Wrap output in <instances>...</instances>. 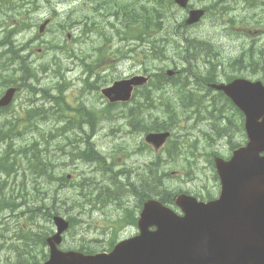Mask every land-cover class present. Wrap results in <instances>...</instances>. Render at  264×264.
<instances>
[{
    "label": "rangeland",
    "instance_id": "1",
    "mask_svg": "<svg viewBox=\"0 0 264 264\" xmlns=\"http://www.w3.org/2000/svg\"><path fill=\"white\" fill-rule=\"evenodd\" d=\"M190 1L196 6L204 5V0ZM80 4H83L84 8L86 7L83 2ZM64 5H73V2L63 3L56 9L65 8L66 6ZM56 11L59 14V20L63 21L66 18V14L58 10ZM82 12H85V10ZM175 12L177 13H174V20L179 21V23L183 22L185 16L184 11L176 9ZM48 13L49 11L37 14L35 18L41 20L44 17H48ZM234 13L237 15L239 14L237 12ZM234 13L229 16H233ZM83 14L89 15L90 23L96 24L97 30H94L92 34L96 32L102 33L106 30L111 35L110 44L105 43L104 46L101 44L105 51L102 58L104 61L102 65L92 61V59L96 58L95 51L98 47L90 49L80 41L76 42L77 39L82 36L79 34L80 27L70 29L65 33V36L61 35L58 37L57 33L48 32L44 37L40 38L41 45H44V43L48 45L46 47L36 46L33 48V51H36L38 48H44L45 55L41 58L40 56L33 55L32 49H28L23 55L26 56L29 52L31 53L33 66H37L39 63H45L52 57L57 58L60 67L59 73H49L44 79L39 78L40 86H37V88L49 89L52 95H54L57 93L56 89L59 86H63L65 100L72 107L67 109V115L77 118L79 122H81V119L87 120L86 116L81 117L78 114L79 112H76L80 107H84V112L90 114L94 119L93 124L95 126V132L91 140L95 149L106 160L105 164H107V168L96 166L94 163L88 164L80 161L75 163H68L67 161L62 162L63 166L61 167L64 171L58 172L62 176L69 174L71 176L67 184L63 185V189L60 191L61 199L58 200V213L56 216L60 218L61 216L71 218L74 224V228L64 235V241L60 249L77 250L84 242L90 245L95 250V253H98L107 251L113 240L116 243L132 237L138 232L136 225L130 224L131 220H129L128 216L129 213L135 216L138 215V198L129 194H122L117 197L115 193H119L121 190L114 187L119 186L122 188L124 186L125 172H129L130 182H133L137 174L143 173L145 165L155 157L154 154H158V152H154L152 149L151 151L144 149L142 154L135 153L137 146H140V143L144 141V133L131 134L132 131H130L128 124L125 122L126 120L122 118L123 112H128L133 104L130 107L107 108L105 111L108 115L107 117L106 114L102 112L107 105V101L102 97L100 90L110 86L116 80L126 79L134 75H142L145 70L148 71V73H156L164 68L165 64L167 65L170 62L168 61V63H166L167 61H165L164 64L159 61L146 60L145 55L150 57V53L147 52L148 47L145 45L139 46L135 44V42L129 41V39L126 41L122 40L121 25L112 17V19H108V21H113L114 29H111V27L107 25L106 19L103 20L102 18L95 17V15L89 12L73 15L72 19L81 20L84 17ZM215 21V19L209 18L207 15L199 25L187 28L185 33L187 36H197L201 39H207V41L211 43L210 47L218 48L217 51L220 53V62L223 63L220 71H228L229 73H222V78L217 79V82H225L228 78H231V80L237 78L239 72L235 73L234 71L237 66L238 69H240V66L253 63L254 69L257 71V66L264 64V51L262 58H250L247 57L249 56L248 54H246L245 57L241 56L243 52H248L250 50L252 43H254V52L259 48H264V33L252 30L253 34H249L250 37H247L238 30L233 34H229L225 32L223 26L221 28L216 25ZM59 24L61 23L59 22L58 25ZM244 27L245 25L237 28ZM172 28L173 27L170 26L168 31L173 32ZM116 33H119V35ZM92 37L94 36L92 35ZM16 40H21V36L16 38ZM52 42L61 45V50H54L52 46H50ZM113 53H115V57ZM170 56H172V53L169 49L168 57ZM238 57L242 59V65L233 64L234 59ZM83 61L87 64L91 63L93 67L89 81H86L88 72L83 66ZM201 63L202 62H197L198 66L203 69ZM171 68L170 66V68L167 69ZM239 77H246L252 81L259 79L245 73ZM257 77L259 76L257 75ZM104 78L106 80H104ZM172 82L173 81H168V84H172ZM215 93L214 91L200 93L201 96L206 98V102L202 105L203 109L197 114H192L190 120L182 121L181 128L176 131L179 136L184 135L185 141L188 142L190 146V152L194 154L188 153L187 155L191 162L189 172L186 169L180 168L170 171V180H166V185L169 190L174 193H183L187 191L194 196L195 194L201 196L208 194L212 196V198H217L220 191V184L218 179L214 178L216 172L209 161L211 158L210 154L218 153L222 158L226 159L231 155L232 151L230 149L235 148L234 144L239 146L244 145L246 142V138L241 131L240 119L235 121V136H229L228 134L226 137L219 139V137L214 134L212 120L210 118L208 119L206 116L205 108H207V111H213L212 107H210L211 102L213 104L212 98H214L213 96L220 97ZM25 96V92L19 93L14 102L13 109L19 112L21 118L26 120L27 116L23 113L26 106L22 105ZM35 97L40 98L38 94ZM209 100H211V102ZM174 104L180 105L176 101H174ZM62 105L65 106V104ZM157 113L159 114L158 110ZM113 116L114 119L112 118ZM15 117L13 119H16ZM10 118L9 116L8 119ZM218 119L219 113L217 114V120ZM61 125L62 124L51 122H47L43 125L44 135L48 138L49 135L53 136V138L48 141L50 143L48 147L49 151H52L56 143L60 142L63 138L55 132ZM80 125L83 127L85 126V128H83L84 130L89 128V124L85 121L80 123ZM70 134L71 136L76 134V139L79 142L81 135L77 130V126ZM148 134L149 133H145V135ZM31 137L32 135L30 136L27 134L23 139L25 140ZM1 147L2 144L0 143V148ZM163 152L165 153V151ZM182 157L186 160L184 154ZM186 162L189 161L186 160ZM81 178L89 180L84 185H81L79 184ZM28 179L29 181L26 184L27 189L29 192H34V184L31 181L32 177L29 176ZM10 183L11 180H9V184ZM19 183L20 180L18 179L16 185ZM81 188H85L84 192ZM113 193L115 197H117V200H110L113 199L111 197ZM16 221H19V225L26 222L24 218H19ZM35 222L36 224L32 225V229L35 232L45 231L47 234H50L54 230L51 220L45 222H37L35 220ZM10 224L13 225L14 229L15 223L13 220H10ZM16 230L17 228L13 233L12 241H14ZM16 243L21 245L20 241ZM36 249L34 247V251ZM45 251L48 253L46 248ZM3 256L4 254L0 253V264L5 258L12 257L13 255L4 258Z\"/></svg>",
    "mask_w": 264,
    "mask_h": 264
},
{
    "label": "trees",
    "instance_id": "2",
    "mask_svg": "<svg viewBox=\"0 0 264 264\" xmlns=\"http://www.w3.org/2000/svg\"><path fill=\"white\" fill-rule=\"evenodd\" d=\"M171 4L172 0H152L149 5L137 10H132L133 7L123 9V22L130 40L147 42L149 45L147 52L150 53V57L145 55V59L167 61L166 63L169 61V64H164L167 68L171 66L176 73L174 77H167L164 73L166 69L164 65V68L151 74L147 85L136 90L132 97L133 106L129 110L128 116L130 131L138 133L173 132L172 140L168 142L162 157L151 159L145 165L143 173L137 174L133 182H130L129 172L124 174L125 184L121 189L125 193L122 191L121 193H130L136 196L141 203L140 207L142 202L150 197L157 198L166 205L173 204L174 192L169 190L166 180H168L171 170L184 169L187 165L190 168V158L187 155L188 153L194 154L193 152L184 154L181 145L186 142L185 137L184 135L179 137L176 131L182 121L190 120L192 114L199 113L203 109L202 105L206 102V98L196 92L197 90L190 88L188 82H191L189 81L191 77L201 82L206 75L207 82H214L217 79L218 65L213 64V62L218 63L219 61L216 48L214 47L215 50L208 48L205 43L209 41L205 39L187 36L185 28L178 29L177 24L173 26L172 16L170 17L168 11V6ZM205 10L209 18L215 19L216 25L223 26L228 33H233L234 29L237 30V27L244 25L245 27L241 29L247 28L251 32L257 30L264 33V0H210ZM233 13V16H229ZM170 26H173V32L168 31ZM153 32H159V34L155 36ZM182 40H185V44ZM169 49L172 53L170 57H168ZM261 52L259 51L257 54L259 57L262 55ZM246 54L250 58H254L256 55L253 47H250L248 52H243L241 57H245ZM102 57L103 53L98 57V61ZM209 57L211 65L209 64L210 66L202 73V70L195 64L199 59L205 60ZM234 62L242 65L243 61L238 57L234 59ZM234 71L236 73L235 69ZM203 75H205L204 78H201ZM262 79L264 80V75ZM7 81H11V79L5 78L4 83ZM168 81L173 82L168 84ZM7 85L9 84H5L3 87ZM219 95L221 97L213 96V104L209 100L213 111H207L205 108V113L208 119L212 120L214 134L218 135L222 132V137H226L230 130L217 125V114L219 113L220 116L225 112L224 110L232 108V104L224 96ZM174 101L180 105H175ZM220 105H222V113ZM236 111L238 112V110ZM9 124L14 123L10 122ZM33 130L36 135L24 140V132L34 134ZM94 130L95 127L92 126L89 133L85 135V142L79 149L73 147L71 140H66L65 137L63 141L56 143L52 151H49L50 143L48 141L53 136L46 137L41 128L34 125L20 128L15 124L0 128V142H2L0 148V241L3 243L7 241L5 234L9 231L7 224L4 223L3 213L5 214L6 211L14 213V209L21 208L23 211L20 214L24 215L26 219V227L19 226L15 241L11 243L15 255L6 260L5 264H37L47 257L43 252L47 233L45 231L35 232L31 226L36 224L37 216L43 221H50L52 216L58 213L57 204L61 199L58 187L66 181V178L59 176L58 172L63 170L61 169L62 162L80 161L107 168L106 160L89 141ZM183 154L189 162L183 159ZM29 176L32 177L34 192H29L26 186ZM18 179L20 183L16 185ZM9 180H11L10 184ZM84 180L85 178L82 181ZM57 181L58 187L54 186V182ZM121 193L119 195H122ZM14 201L18 202L14 203ZM132 220L135 222V219ZM18 241L21 245L16 243ZM113 241L111 247L114 245ZM34 247L37 248L35 251ZM78 250L83 253L95 252L88 244L80 245Z\"/></svg>",
    "mask_w": 264,
    "mask_h": 264
},
{
    "label": "water",
    "instance_id": "3",
    "mask_svg": "<svg viewBox=\"0 0 264 264\" xmlns=\"http://www.w3.org/2000/svg\"><path fill=\"white\" fill-rule=\"evenodd\" d=\"M175 2L186 5V0ZM202 14L191 11L187 24ZM146 81L143 77L119 81L102 94L110 102H126L133 86ZM211 87L223 91L244 114L248 136L246 146L235 150L229 161L214 158L221 183L218 199L203 203L181 194L175 205L182 215L147 200L138 220L139 235L118 243L110 253L96 255L57 249L68 223L56 216L57 232L46 240L50 257L45 264H264V86L237 79ZM13 93L8 90L0 106L10 103ZM169 135L148 134L145 141L159 149Z\"/></svg>",
    "mask_w": 264,
    "mask_h": 264
},
{
    "label": "flooded vegetation",
    "instance_id": "4",
    "mask_svg": "<svg viewBox=\"0 0 264 264\" xmlns=\"http://www.w3.org/2000/svg\"><path fill=\"white\" fill-rule=\"evenodd\" d=\"M70 1L73 2V5H64L66 6L65 8L56 9L63 3H69ZM125 1L126 0H102L100 4L96 5V8H94L92 3H88L87 1L85 2L86 7L84 8V5L80 4L81 2L84 3V0H0V58L2 57V47L4 43H7V45H10L20 52L35 47L37 44L41 45L40 37L45 32L47 33L48 27L40 29V23H38V21L42 22L44 20L36 19L35 16L37 14L49 11L47 14L49 17L47 18H49L51 22L54 19V25L52 26L54 27L57 22H61L57 17L59 14L56 10L63 14H77L82 10H93L94 14L106 12L107 14L115 15L118 14V4L124 3ZM104 6H107V9H105ZM107 10L110 12H107ZM53 13L54 18L51 16ZM53 31L57 33L56 29H53ZM19 36H21V40H16ZM42 41L45 42L44 40ZM19 57L25 63L31 60L29 54ZM12 73L13 76L16 77H18V74L21 75L16 79V83L20 86L25 84L24 77L31 75L30 72L25 71H12ZM1 80L2 72L0 70V82Z\"/></svg>",
    "mask_w": 264,
    "mask_h": 264
},
{
    "label": "bare ground",
    "instance_id": "5",
    "mask_svg": "<svg viewBox=\"0 0 264 264\" xmlns=\"http://www.w3.org/2000/svg\"><path fill=\"white\" fill-rule=\"evenodd\" d=\"M241 211H242V214H245L246 213V209H244V208H241Z\"/></svg>",
    "mask_w": 264,
    "mask_h": 264
}]
</instances>
